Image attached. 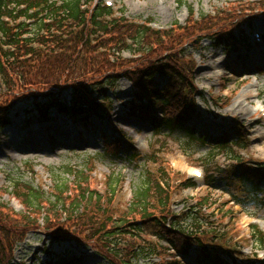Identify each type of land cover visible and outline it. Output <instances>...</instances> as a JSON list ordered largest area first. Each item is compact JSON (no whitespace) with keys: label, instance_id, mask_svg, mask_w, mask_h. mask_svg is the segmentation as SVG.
Returning a JSON list of instances; mask_svg holds the SVG:
<instances>
[{"label":"rangeland","instance_id":"obj_1","mask_svg":"<svg viewBox=\"0 0 264 264\" xmlns=\"http://www.w3.org/2000/svg\"><path fill=\"white\" fill-rule=\"evenodd\" d=\"M181 1L185 4L182 7H177L176 0H102V3H112V11L134 25L163 33L160 43L154 42L161 61L171 53L189 71L186 76L191 86L189 82L186 84L194 93L189 99L194 112L185 128L194 138L186 130L153 129L130 118L127 107L133 90L127 78H120L112 90L105 86L107 113L99 115L101 120L90 116L81 121L86 116L74 118L51 108L47 115L52 119L25 128L22 115L32 112L35 103L45 100L35 102L31 97L17 100L15 106L11 105V124L0 130V203L28 217L12 194V185L17 182L39 189L47 200L56 184L66 185L69 194L73 193L71 198L77 195L74 191L80 186L87 187L104 197L105 206L110 198L107 177L113 174L120 178V184L114 197L111 196L109 209L119 214L126 210L134 190L148 180L168 194L171 215L178 219H199L203 240H213L221 249H228L222 254L232 255L233 264H264V0ZM94 4L99 5L100 0ZM186 6L192 7L193 17ZM175 23L178 28H173ZM229 30L239 45L229 46ZM220 32L225 35L217 40ZM260 40L261 43H255ZM224 41L229 47L219 46ZM110 49L113 48L107 51ZM146 49L134 54L115 50L110 53L120 59L117 63L122 71H131L138 60L154 58L150 52L144 55ZM166 81L155 78L160 87ZM182 90L176 93L174 87L170 93L176 100L182 99ZM58 98L68 105L70 92L63 91ZM180 109L175 103L171 112ZM16 116L20 118L14 119ZM29 120H38V114L32 113ZM119 135L122 140L116 141ZM220 141L228 148H218ZM234 165L241 170L250 168L260 172L250 173L261 181L257 196H248L234 181L237 171L233 179L229 176L235 170ZM193 170L201 172L202 178H195ZM219 173L229 177V181L225 184L217 181L212 187L203 184V178L206 180L212 174L218 177ZM233 195L240 201L235 202ZM58 211L44 206L41 214L28 217L35 228L18 236L14 225L10 227L11 233L1 234L6 241L5 251L3 245L0 248L1 261L57 264L76 259L77 264H108L96 253L92 242L83 243L88 246L84 247L68 236L59 244L53 243L48 234L52 227L49 222L55 225L64 219ZM10 219L14 224L16 218ZM69 228L72 232L73 226L64 231ZM144 238L156 241L152 236ZM159 244L169 248L161 239ZM163 251L161 256L165 260L170 257L168 253L174 254L173 250ZM4 252L9 259L3 256ZM198 256L199 251L192 248L186 257L178 260L182 264H197ZM157 261L152 255L136 263ZM230 262L225 259V264Z\"/></svg>","mask_w":264,"mask_h":264},{"label":"trees","instance_id":"obj_2","mask_svg":"<svg viewBox=\"0 0 264 264\" xmlns=\"http://www.w3.org/2000/svg\"><path fill=\"white\" fill-rule=\"evenodd\" d=\"M92 1L0 0V129L9 124L11 105L21 98L46 100L34 105L42 114L41 119H47L45 108L48 103L55 105V110L61 114L86 116L81 117L82 121L90 116L99 118L101 113H107L108 93L105 86L112 90L120 78H127L133 90L128 106L130 117L154 129L163 128L169 132L186 130L191 136V131L185 129L188 117L194 112L189 100L194 93L189 90L191 81L186 76L189 71L171 53L165 61H161L159 50H154V42L160 43L163 33L134 25L120 16L114 17L110 8L103 4L91 6ZM176 2L179 7L185 5L181 0ZM186 8L193 17L191 6ZM20 19L23 21L19 22ZM175 25L173 28H178ZM228 32L230 34L231 30ZM224 35L225 32H220L215 39L219 40ZM107 48L113 49L107 51ZM141 48L146 49L144 55L150 52L154 58L138 60L131 71H122L117 63L120 59L110 53L115 50L134 54L139 53ZM155 77L167 81L160 87L155 83ZM174 87L177 88L176 93L183 89L182 99L176 100L175 95L170 93ZM62 91L70 92L68 105L56 97ZM33 92L36 94L33 95ZM175 103L181 109L171 112ZM222 141L219 147L226 148L228 145ZM234 167L229 176L233 179L237 171L239 185L249 193L257 194L261 190L259 181L250 173L259 171ZM107 178L110 180L106 184L110 191V204L120 178L113 174ZM227 179L229 177L219 173L218 177H208L205 184L212 187L215 182L224 184ZM12 187L13 197L20 202L28 217L41 214L44 206L47 210L59 209V215L62 213L64 219H59L55 225L49 222L52 227L49 225L51 231L48 234L54 242L68 236L78 243L92 242L109 264H137L138 259L150 255L159 258L155 264H180L176 260L177 255H172L170 260L162 258L164 247L159 245L158 239L166 241L181 256H187L190 246H196L199 250L198 264H222L219 254L228 250L221 249L213 240L204 241V236L191 235L192 232L185 235L176 227L167 230L164 220L168 215L169 196L160 186L148 180L134 190L126 210L119 214H113L109 204L104 206V197L87 187L80 186L74 191L77 195L71 198L73 193L69 194L66 185L56 184L48 200L44 199V193L31 186L14 182ZM0 209V235L11 233L14 225L18 236L24 230L35 228L25 214H16L1 203ZM10 218H16L13 219L14 224ZM18 223L21 225L18 226ZM66 225L73 226L72 232L70 228L64 231L68 228ZM55 226L57 230H54ZM197 228H200L198 224ZM144 236L157 240H148ZM5 243V238L0 236V248L3 245L4 251ZM3 256L10 257L6 252ZM0 264H4L1 259ZM59 264L71 263L64 260Z\"/></svg>","mask_w":264,"mask_h":264},{"label":"bare ground","instance_id":"obj_3","mask_svg":"<svg viewBox=\"0 0 264 264\" xmlns=\"http://www.w3.org/2000/svg\"><path fill=\"white\" fill-rule=\"evenodd\" d=\"M258 53H259V51L256 52V54H258Z\"/></svg>","mask_w":264,"mask_h":264}]
</instances>
